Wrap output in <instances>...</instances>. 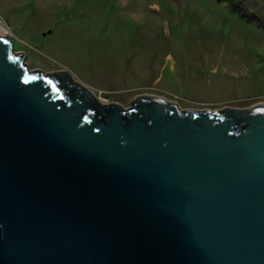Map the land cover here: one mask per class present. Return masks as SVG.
<instances>
[{
	"label": "water",
	"instance_id": "obj_1",
	"mask_svg": "<svg viewBox=\"0 0 264 264\" xmlns=\"http://www.w3.org/2000/svg\"><path fill=\"white\" fill-rule=\"evenodd\" d=\"M0 35V264H264V103H102Z\"/></svg>",
	"mask_w": 264,
	"mask_h": 264
},
{
	"label": "rangeland",
	"instance_id": "obj_2",
	"mask_svg": "<svg viewBox=\"0 0 264 264\" xmlns=\"http://www.w3.org/2000/svg\"><path fill=\"white\" fill-rule=\"evenodd\" d=\"M264 18V0H247ZM30 70H68L102 103H264V27L218 0H0V35Z\"/></svg>",
	"mask_w": 264,
	"mask_h": 264
},
{
	"label": "trees",
	"instance_id": "obj_3",
	"mask_svg": "<svg viewBox=\"0 0 264 264\" xmlns=\"http://www.w3.org/2000/svg\"><path fill=\"white\" fill-rule=\"evenodd\" d=\"M220 2H226L232 11L237 13L241 18L254 22L261 27H264V18L258 14L250 11L247 6V0H218Z\"/></svg>",
	"mask_w": 264,
	"mask_h": 264
},
{
	"label": "flooded vegetation",
	"instance_id": "obj_4",
	"mask_svg": "<svg viewBox=\"0 0 264 264\" xmlns=\"http://www.w3.org/2000/svg\"><path fill=\"white\" fill-rule=\"evenodd\" d=\"M177 103V102H176ZM178 104V103H177ZM131 105V104H130ZM178 107H179V104H178ZM180 108V107H179ZM181 109V108H180ZM183 110H185V109H183Z\"/></svg>",
	"mask_w": 264,
	"mask_h": 264
}]
</instances>
